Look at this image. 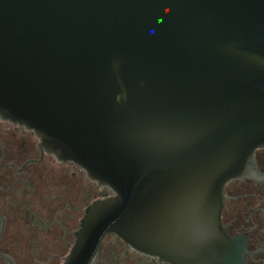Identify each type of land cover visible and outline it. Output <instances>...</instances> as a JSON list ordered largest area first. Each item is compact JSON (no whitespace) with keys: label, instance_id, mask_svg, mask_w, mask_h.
<instances>
[{"label":"water","instance_id":"obj_1","mask_svg":"<svg viewBox=\"0 0 264 264\" xmlns=\"http://www.w3.org/2000/svg\"><path fill=\"white\" fill-rule=\"evenodd\" d=\"M0 119L113 194L62 264L100 263L107 235L246 264L221 215L264 150V0H0Z\"/></svg>","mask_w":264,"mask_h":264},{"label":"flooded vegetation","instance_id":"obj_2","mask_svg":"<svg viewBox=\"0 0 264 264\" xmlns=\"http://www.w3.org/2000/svg\"><path fill=\"white\" fill-rule=\"evenodd\" d=\"M252 176L225 185L222 223L244 248L246 264H264V150ZM72 162L42 151L35 134L0 119V264H62L86 208L112 196ZM97 264H169L107 235Z\"/></svg>","mask_w":264,"mask_h":264}]
</instances>
